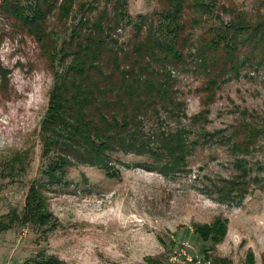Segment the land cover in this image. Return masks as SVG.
Segmentation results:
<instances>
[{
  "label": "rangeland",
  "instance_id": "1",
  "mask_svg": "<svg viewBox=\"0 0 264 264\" xmlns=\"http://www.w3.org/2000/svg\"><path fill=\"white\" fill-rule=\"evenodd\" d=\"M262 2L218 0L204 17L184 8L186 42L177 46L183 61L167 65L172 96L183 112L171 114L158 103V115L150 108L141 124L144 140L155 145L163 132L185 129L184 160L167 167L172 158L165 153L155 158L118 150L109 154L114 178L85 164L68 166L54 179L47 175L56 154H42L41 125L56 74L71 62L67 44L81 17L101 19L121 53L133 50L149 30L163 35L164 14L175 2L75 0L64 18L57 4L46 15L41 40L0 7V65L9 71L0 80V219L19 216L0 231V264H43L49 257L61 264H215L220 258L244 264L248 249L261 264L264 131L249 142L246 130L264 127V59L260 49L242 45L237 72L216 76L218 84L208 89L209 76L192 54L200 38L213 36L211 28L236 16L264 18ZM22 3L30 12L32 2ZM61 47L63 56L53 57ZM244 140V149L235 147ZM33 185L40 186L52 215L45 226L21 222ZM217 217L228 220L225 238L219 244L203 241L195 224Z\"/></svg>",
  "mask_w": 264,
  "mask_h": 264
},
{
  "label": "trees",
  "instance_id": "2",
  "mask_svg": "<svg viewBox=\"0 0 264 264\" xmlns=\"http://www.w3.org/2000/svg\"><path fill=\"white\" fill-rule=\"evenodd\" d=\"M23 1L32 2L28 8L30 12L25 13ZM171 1L175 2L172 11L164 14L168 21L165 33L158 36L149 30L142 42L133 45V50L120 49V53L112 44L114 40L101 19L91 23L88 18L81 17L72 30L67 44L71 47V62L64 73L56 74L41 125L42 154H56V160L46 172L50 179L75 164L94 166L104 170L109 177H117L109 154L118 150L155 158L165 153L172 158L165 164L167 167L177 160H184L187 152L185 129L163 132L155 145V142L150 144L144 140L141 124L150 108L157 113L155 105L158 103L161 109H167L171 114L181 111L180 103L171 93L174 78L167 65L183 61V52L177 47L178 41L186 42L182 37L186 29L182 13L184 8H189L200 13L201 17L208 16L218 6V0ZM74 4L75 0H3L0 7L41 40L46 15L57 5L60 17H67ZM221 9L227 12L223 6ZM121 13L124 15L122 9ZM193 21L200 23L199 20ZM134 27L141 32L140 24L134 23ZM211 29L213 36L200 38V45L192 54L195 65L202 67L209 76L208 89L218 84L217 77L228 71L237 72L236 56L242 45L249 43L253 49H260L264 59V18L248 20L236 16L224 27ZM61 50L62 47L52 56L60 53L62 57ZM8 73L0 65V80L6 79ZM246 131L250 142L264 131V127ZM244 145L245 140L236 142L235 147L244 149ZM39 187L33 185L29 188L21 222L45 226L51 222L52 215L46 209ZM18 217L12 212L0 219V231L9 229L19 220ZM227 224L226 218L217 217L210 223L195 224V231L203 241L219 244L226 236ZM43 264L61 262L49 257ZM215 264L232 263L220 258ZM244 264H255L251 249L246 252ZM261 264H264V252Z\"/></svg>",
  "mask_w": 264,
  "mask_h": 264
},
{
  "label": "built area",
  "instance_id": "3",
  "mask_svg": "<svg viewBox=\"0 0 264 264\" xmlns=\"http://www.w3.org/2000/svg\"><path fill=\"white\" fill-rule=\"evenodd\" d=\"M200 264V263H199ZM205 264H208V262H206Z\"/></svg>",
  "mask_w": 264,
  "mask_h": 264
}]
</instances>
